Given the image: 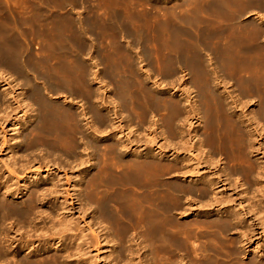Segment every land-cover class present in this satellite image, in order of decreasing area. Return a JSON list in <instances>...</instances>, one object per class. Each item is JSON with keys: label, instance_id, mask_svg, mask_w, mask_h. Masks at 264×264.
<instances>
[{"label": "bare ground", "instance_id": "6f19581e", "mask_svg": "<svg viewBox=\"0 0 264 264\" xmlns=\"http://www.w3.org/2000/svg\"><path fill=\"white\" fill-rule=\"evenodd\" d=\"M74 1L78 2V0ZM115 1L117 2V0ZM123 1L121 0L120 2L123 4ZM127 1L129 2L130 0ZM120 2H117V5ZM109 3L111 2L108 1ZM127 3L123 8L133 3L139 9L135 0ZM176 3H178L179 8L180 4L186 5L187 8L186 11H184L186 8H180V10L183 9V15L179 14V17L176 15L178 22H176L177 18L173 20L166 16L168 13L171 14L172 9L168 8L170 6H166V9L164 8L165 17L160 14L162 16L159 19H163V21H160L161 24L157 22L154 23L156 24L154 26L152 23L151 25L148 24L149 22L146 23L149 25L148 27L153 25L150 30L145 29V24L141 22L142 18L145 21L146 19H151V12L147 11L145 13L146 11H144L143 14L142 11L140 12L141 14L137 13L136 11L138 10L135 11V5L129 6V10L126 6L124 9H127L128 12H123L125 13L124 15L122 13L123 10L119 11L124 19L120 18L125 23H128L127 28L132 29L129 36L131 35L132 38L134 37L137 40L145 36L147 43L150 45L156 44L157 47L160 45L161 48H158V50L164 48L161 51H166L164 55L151 56L152 64H155V67H159L157 70L159 69L160 74L156 77L151 72V75L149 74L147 70L149 67L148 62L145 63L146 61L139 58L141 57L139 56V66L143 65L138 66L139 69H137L141 74H144L146 79L142 80V76H138L140 72L137 73L134 68L137 62H131L132 58L131 60L130 57L128 58L129 53L126 55L127 57L121 55L123 61L118 62L120 64L118 67L113 63V67L112 65L110 68L108 67V76H111V79L114 80L112 85L108 86L109 84L105 83L106 81H103L99 74H94L96 84L101 87L102 92L99 91V94L102 93L101 95L96 91L90 90L89 85H86V80L84 79L87 76L85 75L87 70L84 67L85 65L79 64L77 58H74V52L71 53L76 61H71L72 63L70 62L71 64L65 68L70 70L78 81L75 79L71 80L72 78L70 79L69 75V78L66 77L67 75L64 78L62 77L65 79L63 81L64 88H45L48 90L47 93H50L48 94L51 95L50 97L45 96L43 93L44 89L42 91L41 87L32 84L31 80L30 82L24 80L23 83L15 80L9 81L10 76L6 78L2 77L1 74L0 89L4 92V97L0 98L2 99V101L0 100V111L6 108L4 105L5 98L12 100L14 106L12 108L14 110L24 105L28 107V104H32V107L34 106L33 108L36 112L35 120L31 126L28 123L27 135L23 134L32 138L27 139L29 141L27 143L28 149L33 147L36 149L39 145L35 148L34 143L39 140L38 144L39 142L42 143L40 145L47 148L46 150L57 151V153L61 151L66 157L73 159L79 156V152L77 153L76 150L80 148L84 152L90 147L92 155H97L98 151H100L97 143L98 138L104 142H110L106 143V145L104 143V148H101L107 152L105 155H109L108 158H111V155L117 162L115 161L116 164H110L106 160L109 164L105 162L101 168L107 175L106 187H109V189L114 187V192L117 189L120 190L127 187H132L131 190L135 188L139 190L140 198L142 197L138 201L141 202L144 199L145 203L143 202V204H147V206L145 205V209H141L142 207L128 210L116 208L111 210L113 214L107 208L89 209L88 217L90 221L81 226L80 222L73 217L72 211L74 208L71 203L72 199H70L73 195L70 194L67 188L65 189L67 185H63L60 182L61 180L50 184L48 187H43L37 181L31 184L28 183V179H32V177L27 178V175H29L28 170L32 168L27 166L29 163L25 164L27 167L25 165L15 166V164H9V166L4 163L9 176L16 178L14 175L18 171L20 174L24 175L25 173L27 175L16 179L17 185L22 182V189L16 184L12 188L13 185L11 186V183L10 185L8 183L9 177L3 182L2 179L4 178L0 176V264H95L94 262L100 259L97 253L103 250L107 243L104 242L107 241L105 239L106 235H110V233H107L110 230L109 227H104L101 231L93 233L95 232L92 230L94 225L97 226L101 223L99 219L110 221L111 226L108 225L112 230L115 229L116 232H121L120 234L116 233V236L117 234L120 235L116 253L115 251L113 252V254L115 253L118 256L115 258L113 255L116 260L123 259L126 251L127 253H132L131 244H128L129 246L126 245L127 240L132 235L130 233L144 228L149 235L151 231L152 235L150 236L152 238L154 235L157 243H155L157 252L170 250V246L175 248L174 246L177 245L176 247L178 248L176 249L185 253L184 256L181 254L182 258L179 261L170 259L172 261L168 262L169 260L167 259L164 262L163 258L165 257L162 256L163 258H160L163 260L162 262L160 261L162 264L163 262L164 264H264V0H180V4L179 2ZM171 7H173V4ZM117 8L119 9L118 6ZM110 9L112 10L113 8L111 7ZM166 10H168V13H166ZM107 11L109 12V9ZM89 12L92 14V10ZM155 12L158 13L159 11L155 10ZM97 14L96 12V14L93 13L92 15L96 17ZM158 15L156 18H158ZM107 19H110L109 22H107L108 20L106 21L109 24L113 17ZM114 19L116 18L114 17ZM114 19L113 21H116ZM82 20L84 22V19ZM97 20L104 22V25L107 24L104 21L105 18L104 20L99 18ZM119 20L118 23L121 21ZM87 21L89 20L87 19ZM149 21L151 22L152 19ZM102 23L101 27L103 26ZM125 23L123 26L126 27ZM130 23H133L134 27H130ZM119 25L123 28L120 23ZM97 27H94L93 30H96ZM87 28L90 29L89 26ZM100 28L97 30L100 31ZM104 30L107 32V27L102 28V31ZM70 38L73 40L74 35L73 38ZM70 38L69 40L71 41ZM76 39L78 37L75 36L74 40ZM62 40L63 42L67 41V38ZM51 42L54 41L52 40ZM150 45L149 48H151ZM67 51L70 50L67 49ZM64 53L70 57L66 51ZM62 54H59L61 58ZM65 54L64 57H67ZM161 54L163 53L161 52ZM140 55H143V58L148 56V54L145 56L144 54ZM204 55L207 56L208 61L203 59ZM46 57L49 56L47 55ZM57 57H54V59H57ZM18 58L17 60H19ZM49 60L51 61V57ZM15 61L16 65L13 63L11 71L14 72L16 77H20L25 72L24 69L26 67L22 73L21 67L17 66L20 62L17 63ZM8 62L12 61L8 60ZM47 62L49 61L46 60ZM107 63L110 62L107 61ZM9 64L12 65L11 63ZM96 66L95 64L94 67ZM162 67L164 72L161 74ZM157 70L154 71L155 74ZM181 70L183 71L181 72ZM178 71L181 73L187 72L186 75L188 77H185L186 75L181 76L180 72V77H177ZM77 72H80L78 77L76 75ZM63 73L62 75L64 76ZM65 74H68L67 70ZM67 78L70 81L66 80ZM150 80L157 88L161 87L163 85L161 81H164L163 87H168L172 91L175 90L178 95L180 94L183 105L167 98L166 100L163 97L165 94L160 96L161 91H157L156 94L152 93L154 90L152 92L151 90L148 91L144 82H150ZM23 86L28 88V92L23 94L22 91L19 95L16 94V91H19L20 87ZM156 87L153 88L156 89ZM110 93L113 96H107ZM110 97H114L113 99L117 101L109 100L111 99ZM55 99H60L63 103L59 101L58 106L54 103ZM74 100H76L75 103L79 104L83 101H85L84 103L87 102L86 104L89 103L90 107L87 108H91L92 110L90 109V111L93 114L90 113L93 118L90 116L93 120V122L90 121V123L92 122L91 126H80L78 124V116L73 110L74 113L71 112L70 108L73 107L71 105H67L68 107L63 105L74 102ZM22 108H24L23 112L26 113L24 111L25 107ZM102 109L107 111V114L104 113L106 115L101 113ZM121 110L126 111V113L128 110L132 112V116L130 115L131 113L129 114L132 124H136L135 126L138 129L145 132L144 135L142 134L144 137L143 141L133 135L135 138L125 140L127 143L124 144L123 139L119 137L124 134L119 123L121 121L119 120L121 118ZM137 111L139 112L137 113ZM12 112L14 111L12 110ZM3 114L5 115V113ZM3 114H0V116L2 115V118H0V133L7 132L4 131L6 125L10 126L11 128H9L14 133H19L21 128H24L25 124L22 125L21 122L23 121L20 118L18 121L21 124L18 125V118L12 117L14 114H6L8 118L6 115L3 117ZM24 115L26 116V114ZM86 115L84 116L86 117ZM107 115H111V119ZM113 120H116L117 125H115V122L113 123ZM193 121L198 122V127L192 128L194 130L197 128L196 131L190 129L191 131L188 130L187 133H184V127L190 128ZM61 123L66 125V128L63 127L65 129L62 128L61 130ZM55 125L58 127L60 125V129ZM121 125L123 124L121 123ZM158 128H166L165 131H161V134L164 135L166 132L171 142H173L171 143L168 140L171 146L165 142L168 145L167 147L158 142L159 147L163 145L159 148L162 153L154 154L155 151L153 152L149 148L151 147L149 144L155 145L154 140L157 139L155 132L156 130L159 131ZM132 131L136 132L135 129ZM88 133L93 134L94 139L98 140H91L92 138ZM125 136L123 135V138ZM36 139L37 141L34 142ZM141 141L144 145L149 146L148 150L137 151L136 145ZM132 147L136 149L132 150ZM141 147L139 148L138 146L139 149ZM184 153L188 154V156L189 154L193 155L192 158H184L187 160L185 165L180 158ZM87 155L89 156L90 154ZM126 155H130L129 160H124ZM164 156H167L170 160L169 164L163 163L162 158ZM34 161L36 162V160ZM167 161L166 163H168ZM58 165L40 163L36 172L41 168L48 171L50 167ZM36 172L35 174H37ZM181 179L184 181H179ZM187 179H191V181L186 183L185 180ZM24 191L25 193H23ZM136 192L139 198V193L138 191ZM20 196H26V200L17 205L6 200L9 197L21 198ZM195 198L197 199L195 201L199 204H196L197 209H202L198 212L196 211L198 216L201 215L200 220L197 222L199 223L200 221L201 225L199 224V226L202 228H195L194 226L197 225L193 224L200 216L192 222L188 220L195 212L193 210ZM181 199L187 200L188 203H183L184 200L182 201ZM77 201H79L78 198ZM141 203L138 206H141ZM59 211L67 212L68 215ZM183 219L189 222H185ZM6 221L8 223L4 227ZM197 222L196 224H198ZM185 228L189 234L185 232L186 230H183ZM181 229L187 237L190 234L196 237L200 236L202 243L199 245L194 244V248L192 246L189 247L186 241L189 239L181 237V234H183ZM93 235L94 237H92ZM174 238L177 239L179 244L174 243L172 245L170 243L169 245L170 240L168 239L172 241ZM211 240L213 242L215 240V242L213 243ZM102 243L105 244L102 245ZM255 243L256 248L252 249L251 247ZM35 244H38L37 247H40L39 250L43 251L45 255H35L38 253ZM10 248H13L11 253L8 251ZM51 248L55 249L54 253L50 252ZM192 248L193 250L196 248L195 251L199 253L197 258L195 256V258L190 257L191 253H194ZM250 248L253 252L249 250ZM197 249L199 251L201 249L203 253L200 254L201 251L199 252ZM26 251H28L27 255H22ZM92 252H95L96 255L95 253L93 255ZM10 255L11 258L9 257ZM188 256V263H184L185 258L188 259ZM245 256L246 260H243ZM154 258L156 257L154 256ZM109 259L111 260V258ZM132 260V258H127L124 261L125 263H123L134 264ZM110 262L112 263V261H109V264ZM154 263L159 264L156 261Z\"/></svg>", "mask_w": 264, "mask_h": 264}, {"label": "rangeland", "instance_id": "374dc122", "mask_svg": "<svg viewBox=\"0 0 264 264\" xmlns=\"http://www.w3.org/2000/svg\"><path fill=\"white\" fill-rule=\"evenodd\" d=\"M108 1L111 2V3L108 4ZM120 1L117 0V2H120ZM126 1L127 0H124L123 2L125 3ZM131 1H133V0H130L129 2L131 3ZM117 2L115 0H106V1L105 0H90V1L89 0H82V1L78 0V2L74 1V0L73 1L72 0H11V1L10 0H0V57H1L0 58V65H1L0 66L1 67L0 68V77H1V74H2V77H6V78H8L10 76L9 77L10 78L9 81L15 80L16 82H20L21 81V83H23L24 80H28L29 82L31 80V82H33L32 84L40 86L42 91L44 89L45 92L43 91V93L45 94V96L50 97L51 95H48L50 93H47L48 90H46L45 88H47V89H51V88H55L56 89L58 87H63L64 88V86H63L64 82L63 81H65V79H63V78L66 75H67L66 77H68V75H69L70 79L72 78L71 80L75 79L74 76L71 74L70 70H68L65 67L66 66L68 67L72 62L76 61L75 59L77 58L78 63L82 64L83 66L85 65L84 67L87 70L85 72V73H87V74H85L87 76L84 79V80H86L85 81L86 85L87 86L89 85L88 87L90 88V90H92L94 92L96 91L99 94L100 92H102V90H101L100 85L96 84L97 82H95L96 80H95L94 74H99L100 77L102 78V80L106 81L105 83L109 84L108 86H110V84L112 85L114 80L111 79V76L110 77L108 76L109 72L107 70L111 67L112 63L115 64L118 67L120 65L119 64L120 61L121 62L123 61L122 58H121V55L126 56L128 53H129L128 58L130 57V60L132 58L131 62H133V63L137 62L135 64V67H134L136 69L137 73L140 72V71H138L139 67L143 65V64H141L139 66L140 59L138 61V57L141 56L139 58H142L143 60H145L146 61L145 63L148 62L147 64H148L149 67L147 66L148 69L147 68L146 69L148 70L149 74L151 72V74L153 76L155 75L154 77H156L158 74H160V72L158 71L159 69L157 70V68H159V67H157V66L155 67V64H152L151 56L152 57H155V55L161 56V55H164L166 53V51L165 50H163L164 52L161 51L164 48H162L161 50L159 49L160 53L158 54V51H159L158 48H161V46L159 45L157 47L156 44H151L150 45L149 43L146 42L145 36L144 37L142 36L145 39H143L141 37L140 40H137L134 37L132 38L131 35L129 36L130 32H132V29L131 28H127V24L128 23H125V21L123 20L124 17H122V16L125 13L128 12L129 6L133 5L134 2L131 3L128 6L126 5L128 7V10L124 9L126 6L123 8V6L128 1L125 4L124 3L122 4L120 2L122 4V6H121L120 3H118V5H117ZM176 2H179V4H180V0H137V1L135 0V3L138 4V8L139 9L136 8L135 4H134L135 6L134 5L133 6L136 8L135 11L138 10V11H136L137 13L138 12L140 13L142 11H143L142 12L143 14H144V11H146L145 13H147V11L151 12V17L152 18L151 17H149V18H151L153 22L149 21L151 19H146V21H145V20H143V18H142V22H141V23L145 24V26H144L145 29L150 30L151 29L150 27H152L153 25L148 27L149 26L148 24L151 25V23L154 24V23H157V22H159L158 24H161L160 21H163V19H159V18L162 15H163V17H165L164 16L165 15L164 12H165V9H166L165 7L166 6H170V7H168L170 9L172 8L171 9V14L168 13L169 9L166 10V13H168V14H166V16L170 17V19H173V20L175 18H177L176 22H178L179 14L183 15L182 12H183V9L186 8V5L184 6L182 4L183 5L182 6L180 4V8L183 7V9L180 10L179 5ZM172 4H173V7H171ZM155 5H156L157 9L156 8L154 9ZM117 6L119 7V9L117 8ZM89 7L92 10V14L93 13L96 14V12H97L100 16L97 14L96 17H93L95 15H92L91 12H89V11H91L89 9ZM111 7L113 8L112 10L110 9ZM160 7H162V8H160ZM106 8L109 9V12L107 11L108 9H106ZM177 8H179V9H177ZM144 9H146V10H144ZM105 10H106V12H105ZM121 10H123L122 13L125 12V13H123V15H121L122 13L119 12ZM155 10L159 11L158 12L159 15H158L157 12H155ZM186 10H187V8L184 9V11H186ZM103 11L105 12L106 15L104 14ZM176 11H177V13H175ZM107 12H108V14H107ZM156 13L158 15V18H156L157 17ZM103 14H104V17H103ZM148 14H150V13H148ZM160 14H162V15H160ZM184 14H185V12H184ZM101 16H102V18H101ZM174 16H176V17H174ZM92 17H93V19H92ZM97 17L99 19H102V20H104V18H105V20H104L105 23L110 21V19H107L109 17H111V18L113 17V19L115 17L116 19H114V20H116V21H113V19H111V22H112L113 25L111 24V22L109 23L110 25L108 23L104 25V22L103 23H102V21L99 22V20H97L98 19ZM117 17H119V18H117ZM120 17H122L123 19L120 18ZM81 18L84 19V22H82L83 20ZM87 19L89 21H87ZM119 19L120 20L122 19V20L120 21ZM118 20L120 21L119 23L121 25H122V22H124L126 24V27L123 26L124 25V23H123V25H122L123 28H122L119 25ZM134 20H136V19L134 18ZM79 23H81V24H79ZM101 23L103 25L102 27L100 26ZM133 23L132 24L130 23L131 26H130V24H129V26L130 27H134L135 23H134V25H133ZM146 23H148V24H146ZM63 24H65V25H63ZM87 25L90 27V29H92L91 31H90L89 28H87L88 27ZM155 25L156 24H154V26ZM62 26H64V27H62ZM85 26H87V27H85ZM96 26H98L97 29L101 27L99 29L100 31H98L97 29L93 30L94 27L96 28ZM109 26H110V28H108ZM106 27H107V29L109 31L108 30H107V32H106V30L102 31V28L104 29ZM111 28H112V30H111ZM125 29H127V30H125ZM113 30H115V31H113ZM144 33H146V32H144ZM73 35H74V38H73ZM69 36L72 37L73 40ZM75 36L78 37V39L74 40ZM44 37H46V38H44ZM66 38H67V41L63 42L62 39H66ZM69 38L71 39V41L69 40ZM46 40H49V41H46ZM52 40L54 42H51ZM149 45H150L151 48H149ZM152 45H153V47H152ZM49 49H51V50H49ZM62 49H63V51H62ZM67 49H69L70 51H67ZM65 51L68 53V55H70L71 59H70L69 56H67V54L64 53ZM119 51L121 52L120 54H119ZM71 52L72 53L74 52V58L75 59L73 58V56H72L73 54ZM161 52L163 54H161ZM59 54L60 55L62 54V58H61V56ZM64 54L67 57H64ZM140 54H144V56L148 54V56H145V58H143V55H140ZM16 55H18V56H16ZM44 55H46V56L48 55L49 57H46ZM57 56L59 57V61H58V57ZM6 57L8 58V60H10L12 62H8ZM9 57L10 58L12 57V58L10 59ZM16 57L17 58L19 57L18 58L19 60H17ZM50 57H51V61L49 60ZM54 57H57V59L56 58L54 59ZM148 57H149V59L147 61ZM203 57H204L203 59L205 61L206 60L208 61L207 56L204 55ZM44 58H45V61H44ZM111 59H112V62H111ZM15 60L17 61V63L20 62V63H18L17 66L21 67L22 73H23V69L26 67L24 69L25 72L20 77H16L14 72L11 71V66H13V63H14ZM46 60L49 61V62L46 63ZM64 60H66V61H64ZM107 61L110 62V63H107ZM22 62H23V64H22ZM9 63H11L12 65H10ZM14 64L16 65V63H14ZM19 64H21L22 66L24 65V67H22ZM59 64H60V66H59ZM95 64L97 65L96 66L97 68L94 67ZM48 65H50V66H48ZM122 65L124 66V64H122ZM112 67H113V65H112ZM40 69H41V71H40ZM63 69H64V71H63ZM162 69H163V67H162ZM66 70H67L68 74H65ZM123 70H125V69H123ZM156 70H157V72L155 74L154 71H156ZM161 71H162L161 72V74H162L164 72V69L161 70ZM182 71L183 70H181V72ZM53 72H54V74H53ZM179 72L180 71H178L177 77H180V73L181 72L180 73ZM62 73L64 74V76L62 75ZM79 73L78 72L76 73L77 77L79 76ZM186 73L187 72L181 73V76L186 75ZM139 74L140 75H138V76L139 77L142 76L141 78H142V80H144L145 79L144 74H141V72ZM60 75H61V77H60ZM50 77H52V78H50ZM185 77H188V76L186 75ZM68 78L66 80L70 81V79H68ZM21 79H23V80H21ZM75 80L78 81V79H75ZM161 82H163V85L161 87H159V88L154 86L153 82L151 83V80H150V82L149 81H145L144 84H145V88L147 87L146 89L148 91L151 90V92H152L154 90V92H152L154 94H156L157 91H161L160 96L165 94L166 97L163 96L165 99L167 98V99H169L171 101L173 100V102H179L181 105H183V101L181 100L182 97L180 98V94L178 95V93L175 92V90L172 91L168 87H163L164 86V81H161ZM158 83H160V82H158ZM153 87L154 88L156 87V89H154ZM27 89L28 88L25 87V86L20 87V90L16 91V94L19 95L22 91H23V94H24L25 92H28ZM1 90L2 89H0V96H1L0 98L4 97V92L1 91ZM109 92H111V91H109ZM101 94H99V95H101ZM110 94H107V96L108 95L109 96H113L112 93H110ZM168 97H170V98H168ZM110 98L111 99H109V100L117 101L116 99H113L114 97L113 98L110 97ZM5 99H6V100H4V105L6 107L5 109H7L9 107L8 108L9 112H8V109L5 110L3 108H2L3 112L2 111H0V112L2 114L5 113V115L6 114L8 115V113L10 115L14 114V115H12V117L15 118V119L18 118L17 119L18 125L22 123V125L25 124L26 126L24 125V128H21L19 133L18 132L14 133L13 131H11V129H10L11 127L6 125V129H4V131H7V132L6 133H4V132L0 133V176H2L4 178V179H2L3 182L5 181L6 178L9 177L8 178L9 179L8 183H9V185L11 183V186L13 185L12 188H14L15 184H16V181H17L16 179L17 178L18 179L19 178H23L25 175H27L25 173H24V175L22 173L20 174L19 171H18V173L16 175H14V176H16V178H14L12 176H9V174L7 173V169H6L5 165H4V163L8 164V165L9 164H15V166H19V165L24 166L26 163L30 164V162H31L30 165L29 164L27 165V166H31L32 167L31 169L28 170L29 175H27V178L32 177V179L31 178L28 179L29 180L28 183L32 184V182L34 183L35 181H37L43 187H48V186H50V184H54L57 181L61 180L60 182L63 185H67V186H65V189L67 188L69 190L70 194L73 195L72 198H70V199H72L71 203H72V206L74 208V210L72 211L73 217L78 222H80L81 226H83L85 223L90 221V219L88 217L89 212H90L89 209H106L107 208V209H109L111 211L112 209H116V208L117 209H126V210H128V209H140V207H142L141 209H143L145 207V205L147 206V204H145V205L143 204L144 199L141 201L142 203L140 201H138V200H141L142 197L140 198V192H139V190H137L135 188H133V190H131L132 187H127L125 189H120L122 192L119 189L116 190V188H115V190L117 192L116 191L114 192V187L112 189H109V187H106L107 186V175H105L104 171H102L101 168L103 167L105 162L108 163V161H109L110 164H112V163L116 164V162H117V160L116 159L114 160L111 155H110L111 158H108L109 155H107V154L105 155V153H107V152H105V150H102V148H104L103 144L105 143L104 145H106L107 142H104L103 140H100V138H98L99 140L98 139H94L95 137L93 136V134H91V133L89 134L88 133L89 136L92 138L91 140H98L97 143L99 144V148H100V151H98V153H97L98 156L97 155H92V149L90 147L87 148L86 151H84V152L80 148V149L76 150L77 153L79 152V156L76 157V158H73V159L66 157L64 154H62L63 152H61V151H58V153H57V151H51L49 149L46 150L47 148H45V147L40 145L42 143L39 142V144H38L39 140L37 141V139L34 140V142L37 141V143L36 142L34 143L35 144V148L37 147V145H39V146L36 149H34V147L32 149L31 148L28 149L27 148L28 147L27 143H29V141H27V139L30 138V137H28V136L26 137V135H27L26 131H27L28 123H29V126H31V124H33V122L35 120L34 116H35L36 112L34 111L35 110L33 108L34 106L32 107V104H28V107L25 106V105L22 106V107H25L24 111L26 113L23 112L24 108H22V107L18 108V109H15L16 110L15 111L13 109L14 106L12 104V100L11 99H7V98H5ZM0 100L2 101V99H0ZM54 101H52V102H54L56 105H58L60 102L63 103V101L60 100V99H55ZM75 101L76 100H74V102H69L68 104H63V105H65V106L71 105L74 108V109L73 108H70V109H71L72 113L75 112L76 116H78L77 117V118H79L78 119V124L80 126H89V125L91 126V123L93 122V120H92L93 119L92 118L93 114H92V111H90L91 108H87V107H90V105H88L89 103L86 104L87 102L84 103L85 101H83V102H80V104H79V103H75ZM82 103H84L85 105L84 104L82 105ZM2 107H4V106L2 105ZM82 107L85 108V109H83ZM15 108H16V106H15ZM0 109H1V103H0ZM10 109H12L15 113L12 112V110H11V113H10ZM87 109H88V112H87ZM57 110H58V108H57ZM124 110H127V109H124ZM124 110H121V112H120V117L121 118L119 119V120L122 121V122L119 121V123H120V126H122V132L124 134H122V136H119V137H121L123 139L122 141H124V144L127 143V142H125V140L127 141V139H132L134 137L133 135H135V137H137L138 139L143 141L144 137L142 136V134L144 135L145 132H143L141 129H138L135 126L136 124H134V123L132 124L131 117H130V115L132 116V112L128 110L127 113L128 112L129 113L127 114L126 111L124 112ZM53 111H55V109H53ZM58 112H59V110H58ZM138 112L139 111H137V113ZM84 113L87 114L86 117L84 116L85 115ZM101 113L102 114H104V113L107 114V111L102 109ZM24 114H26V116ZM78 114L79 115L81 114L82 116L81 115L79 116ZM106 114H104V115H106ZM5 115L3 114V117ZM16 115H17V117H15ZM128 115H129V117H128ZM90 116H91L92 119L90 118ZM107 117L108 118L110 117V119H111V115H109V116L107 115ZM0 118H2V115L0 116ZM7 118H8V116H7ZM19 118L23 122L20 123V121H18V120H20ZM90 121H92V122L90 123ZM114 122H115V125H117L116 120L115 121L113 120V123ZM121 123L123 125H121ZM195 123L196 122L193 121V124H192V126L190 128H188L187 126L184 127V130H183L184 133L185 132L187 133L188 130H190V129L194 130L192 128L198 127V122L196 124ZM63 125H65V124H63ZM63 125H62V123H61L62 127H60V125H59L61 130H62L63 127L66 128V125L65 126H63ZM123 126H125V127L127 126V127L126 128L124 127V129H123ZM56 127H58V126H56ZM128 127H130V129L127 130ZM65 128H63V129H65ZM134 129L136 130V132L132 131ZM158 129H159V131L156 130V132H155L156 133V138H157V139L154 140L155 145L154 144L153 145L149 144V146H151V147H149V146L144 145L143 142L141 141V142L138 143L139 145L138 144L136 145L137 146L136 148L138 149L137 151L142 152V150H145V149H147L149 147L151 150H153V152L155 151L154 154H157L158 152L162 153L159 148L161 146H163V145H160V147H159L158 142H159V144H164V146L166 145V147L168 146L167 144L170 145L173 142V141L171 142V140L168 137V135L166 134V132H165L164 135L161 134V131H165L166 128L165 129L158 128ZM196 129L194 131H196ZM129 130H131V131H129ZM132 132H133V134H131ZM17 133H18V135H17ZM24 133L26 134L25 136L23 135ZM9 135H10V137H9ZM123 135H126V136L123 138ZM24 137H26V138H24ZM164 138H165V141L163 142ZM30 139H32V138H30ZM168 140H170L171 143H168L169 142ZM195 140H197V139L195 138ZM108 143H110V142H108ZM138 146H139V148L141 147V149H139ZM136 148L132 147V150L136 149ZM143 152H145V151H143ZM164 152H166V151H164ZM87 154H90V155L88 156ZM126 156H124V160L125 159L129 160L130 159V155H126ZM192 156H191V154H189V156H188V154L184 153V155H182L180 158L183 160V163L185 165V161L187 163V160L184 159V158L186 157V158L189 159V157L192 158ZM41 157H43L44 159L42 158L43 159L42 160ZM164 158H166V159H164ZM164 158H162L163 161H164L163 163L164 164H169L170 160L167 158V156H164ZM33 159L36 160V162ZM106 160H108V161H106ZM112 160H114V161L112 162ZM166 161L168 163H166ZM37 163H39V164L40 163H50V164H57V165L59 164V165L55 166V167L54 166L50 167V170H48V171H45L44 169L41 168V169H38L37 172H36V169L39 166V164L37 165ZM27 166L25 165V167H27ZM35 172L37 174H35ZM31 173H32V175H31ZM18 174H19V176H17ZM33 174H35V175H33ZM34 176L37 177V178H35ZM167 176H169V175H167ZM38 179H39V181H38ZM182 180L183 179H181L179 181H182ZM10 181H12V182H10ZM185 181H186V183H189V181H191V179H187ZM17 186H20V188L22 189V186H23L22 182L19 185H17ZM136 191H138V193H139V198L137 197L138 194H137ZM23 193H25V191ZM20 197L21 198L9 197L6 200L10 201L12 204H16L17 205V204L22 203V202H24L26 200V196H23V197L20 196ZM77 198H78L79 201H77ZM181 200L183 201L184 199H181ZM195 200L197 201L196 198L194 199V201ZM97 201H99V202H97ZM196 201H195V203H193V204H195V206L193 207L194 208L193 210H195V212H193L194 214L192 215V217L190 216L189 219H188L190 222H192L193 220L197 219L199 216L200 217H199V219L196 220V222L198 220H200V218H201V215L198 216L197 212L202 210V209H199V210L197 209L196 204H198V203ZM139 203H141L143 206L142 205L138 206ZM183 203H188V202H187V200H184ZM104 204H105V206L103 207ZM59 212H62V211H59ZM62 213L64 214L65 212H62ZM110 213L113 214V211H111ZM65 215H68V213L66 212ZM81 216H83L84 218L83 217L81 218ZM176 217H179V216H176ZM101 220L99 219V221L101 222L100 224H98L97 226L94 225L92 230L95 231V232H93V233H97L98 231H101V229H103L104 227L105 228L109 227V229H110L109 231L110 232L108 231L107 233H110V235H108V234L106 235L105 239L107 241H104V242L105 243L107 242L106 243L107 246L104 243L105 244V248L103 250H100V252L97 253V255L100 256V259L98 261H96L97 263L94 262L95 264H109V261H112V263L110 262V264H124L125 263L124 261L127 260V258H130V259L132 258L133 259L132 262L134 264L135 263H137V264H151V263L152 264H156V263H154L155 261L157 263L159 262V264H162V263H160V261L162 262L164 260V262H166L167 259L169 260L168 262H171L173 259L175 261H179L182 258L181 254H183L182 256L185 255V253L182 250H181L182 252L181 251L179 252V250L176 249V248H178V247H176L177 245L174 246L175 248L170 246V248H169L170 250L167 249L169 253L167 252V250L166 251L164 250L162 252L161 251L157 252V250H156V247H157L156 244L157 243H156V239L154 238V235H153V238H152V236H150V235H152L150 229H149V231H150V235H149L147 230H145L144 228L143 229L141 228L139 230H136L135 231L136 233L132 231L133 233L136 234V236L132 232L130 233V234H132L131 235L132 236V240H131V236H130V239H129L130 242H129V240L126 239L128 241L126 245L129 246L131 244V246H130L131 248L130 249L132 250V253L130 254L128 252L129 255L126 256L128 254L127 251H126V252H124L125 254L123 256V259L121 258V259H117L116 260L115 258H117L118 256L115 253H116V249L118 248L117 247L118 246L117 243H119V240H120V235L119 234L121 232L120 233H119V231L116 232L115 229L112 230V228L110 227L111 226L110 225L111 224L110 221L105 220V219H101ZM183 220L185 222L188 221V220L186 221V219H183ZM10 222H13V221H10ZM196 222L194 221L193 224L195 223L194 225H197V226H194V225L193 226L195 228L196 227L197 228H202V227L199 226V224L201 225L200 221H199V223L197 222L198 224H196ZM7 223L8 222L6 221L4 227H6ZM40 225H43V224H40ZM7 227H8V225H7ZM97 227H99V228L97 229ZM183 230L184 231L186 230L185 232L187 234H189V232L187 231L186 228L183 229ZM183 230H182L183 234H181V237H183L184 239H187V238L189 239V240H186L188 242L187 244L189 245V247L192 246L194 248L195 245H199L200 243H202V239H200L201 238L200 236L196 237V236H192L190 234L192 238L190 237V235H188L189 237H187V235L183 232ZM105 232H106V230H105ZM116 233H119V234H117V236H116ZM118 235H119V237H118ZM92 237H94V235ZM152 239H154V240H152ZM174 239L172 241H171V239H168V240H170L169 241V245H170V243H172V245H174V243L175 244H179L177 239L176 238H174ZM211 241L213 242V240H211ZM203 242H204V240H203ZM214 242H215V240H214ZM104 244L102 243V245H104ZM37 245L38 244H35V247H37ZM193 248H192V250H193ZM251 248L252 249L256 248V243L254 245H252ZM251 248L249 250L252 251ZM36 249L38 250V253H36L35 255L44 254L43 251L39 250L40 247H37ZM12 250H13V248H10L8 250L9 253H11ZM155 250H156V252H155ZM172 250H174L173 252H174L175 255L173 254V252H171ZM177 250H178L179 253L177 252ZM195 250H196V248L193 250L194 253L190 252L191 253L190 257L191 256H192V258L194 256L196 258L198 257L199 253L197 251H195ZM197 250L199 251V249H197ZM114 251H115V253L113 254ZM200 251H201V249H200ZM50 252L54 253L55 249L51 248ZM111 252H112V256H111ZM27 253H28V251H26L22 255L25 256V255H27ZM92 253L94 255L95 252H92ZM202 253L203 252L201 251L200 254H202ZM133 254H134V256H133ZM160 254H161V256H160ZM44 255H42V256H44ZM95 255H96V253H95ZM113 255H114L115 258L113 257ZM154 256L156 258H154ZM157 256H159V258H157ZM162 256L165 257V258H163ZM9 257L11 258V255ZM105 258L108 259V260H106ZM109 258H111V260ZM160 258H163V260H161ZM112 259L113 260L115 259V260L113 261ZM170 259H172V260L170 261ZM188 260H189V256H188V259L185 258L184 263L187 262ZM243 260H246V256L243 257ZM115 262H118V263H115ZM164 262H163V264H164ZM165 264H168V263H165Z\"/></svg>", "mask_w": 264, "mask_h": 264}]
</instances>
